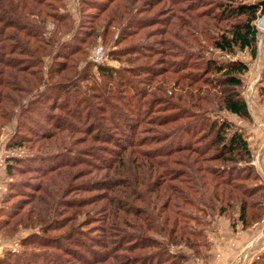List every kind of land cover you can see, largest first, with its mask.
I'll return each instance as SVG.
<instances>
[{"label": "trees", "instance_id": "1", "mask_svg": "<svg viewBox=\"0 0 264 264\" xmlns=\"http://www.w3.org/2000/svg\"><path fill=\"white\" fill-rule=\"evenodd\" d=\"M59 2L60 0H0V112L2 119L7 116L11 105L19 108L20 103L24 104L27 99L24 98L25 95L36 98V92H34L37 90L36 85L40 86L42 81V74L36 72L41 70L43 55L41 53L46 48H52L54 44L41 35L43 29L40 26L47 25V20H50L54 28L67 24L66 22L71 23L69 16L58 14L56 6ZM219 7L221 18L214 16L213 20L215 23L226 21L227 24L221 29L217 38L213 39V48L225 53H232L235 49L248 51L252 58H255L258 30L254 23L264 14V0H255L253 4L241 3L235 7H225L221 4L218 5ZM199 18L197 17V20L201 22L203 16ZM89 36L91 34L83 31L79 26L70 36V40L64 41L60 49L54 52L52 64L56 62L59 65L55 68L56 71L63 73L69 70L72 74H75L76 70L81 71L77 73L75 80L69 82V87L61 86L54 89L51 87L48 89L49 93H46L47 90L44 89L41 96L37 98V104L40 101L43 103L46 96L50 95L49 106L44 107L41 104L42 106L33 107L30 111L26 108L29 111L27 116L32 119V122L27 125V128H24L21 123L8 144L9 148L15 149L22 147L26 140L33 136L39 138L41 142H51L53 138L59 139L61 134L69 133V135L83 134L84 136L90 134L93 136L92 141L102 142L112 147L101 150L92 146L85 152H79L73 147L75 142L72 141L70 143L72 148H62L53 155L37 159H14L8 166V175L11 174V169L17 171L23 167L41 170L40 174L43 177L50 175L48 179L51 182L46 187L43 186L40 189L34 187V192L39 196L33 197L35 205L33 213H36L39 206L42 207L37 212L35 222L38 225L45 222L52 204L58 205L60 203L58 198L65 197L66 190L63 187L73 183L74 174L79 173L72 172L73 170H76L78 166H88L96 172L95 174L103 172L101 175L105 179L103 182L90 183L91 186H99L105 193L99 199L102 201L100 206L91 210L89 207L97 206L98 201L84 202L82 198L71 202L72 209L75 211H81L82 208L88 209L83 214H72L71 221L74 222L70 223L68 231L63 234L62 239H67L68 242L75 240L76 249L62 248L56 241L53 243L57 246L53 249L65 256H68L69 252L78 255L80 251L82 264H137L139 262L143 264L150 261L158 264L162 253L159 254L158 251L152 254L147 253L155 243L151 235L162 236L168 242L166 245L184 244L198 254L197 240L205 241V239L202 231L195 229V226L206 215L217 214L232 219L233 216H229V213L234 209L237 213L235 222L238 221L243 230L249 229L258 222L264 214V186L254 168L249 165L251 154L246 137L229 122H210L204 116L205 109L201 108V99L207 98L206 103H208L211 98L205 90H211L217 93L214 94L217 102L216 109L244 121L249 120L251 116L248 105L238 90L241 86L240 76L247 71V66L242 62L216 64L215 61H208L204 70L208 71V75L211 73L218 77V80L208 78L207 89L193 92L192 85L190 83L186 85L187 90L184 89V94L176 98L178 102L183 103V107L172 106L171 117L163 118L159 124L163 127L171 123H181L184 120L186 122L179 124L172 132L162 134L165 137L164 141L158 145L168 142L166 146H159L160 148L155 149L154 152L140 151L141 145L135 138V127L149 123L147 113L141 112L146 104H141L143 93L140 84L137 81L134 82V78L130 76L132 72L127 71L133 70L132 68L113 69L99 65L97 66L99 82L94 79V74L91 72L93 68L91 63L94 61L88 62L83 69L78 68L79 57L85 61L88 55ZM171 48L173 51L176 50V46ZM87 68L90 69L87 70ZM52 71L53 66L49 70L50 77ZM156 73L151 74H154V77L162 76ZM179 78L189 80L187 77ZM106 80L111 82L107 89ZM86 81L93 82L99 92L103 89L104 92L99 94L96 101H94L95 96H92L96 95V92H92L94 90L91 89L93 83L87 84ZM17 98L20 99L19 104H17ZM168 99H173V95ZM196 110L200 113L196 114ZM50 111L52 113L59 111V113L53 116ZM68 111L71 113H67ZM102 111H104L103 116L100 114ZM74 114L77 116H73ZM71 116L73 119L69 118ZM114 118L121 120L116 123ZM42 121L44 124L52 123V127L58 133L48 135L49 132ZM82 123H90L89 125L93 126L92 133H89V127L81 128ZM113 131H117L115 136L111 134ZM196 137V144L203 143L202 146H196ZM153 141L158 142V139ZM134 153L141 159V162L138 160L137 169L145 172L144 177L136 172V158H131ZM69 157L70 162L56 167L62 160L68 161ZM206 161L213 163V168L203 166ZM237 163H242L244 166L235 168ZM228 165L233 166V170H223V172L220 170V167L225 168ZM63 169H66L64 172L72 171L66 174L64 179H60ZM206 169L209 170L207 171L209 179L205 176ZM182 173L186 174V177ZM56 175L59 178L58 182L57 179H53ZM69 176L70 182L67 181ZM77 187L82 190L88 188L84 183ZM22 188L23 186L19 187L18 191H22ZM24 204V201L19 203L16 213L11 209L9 213L0 217V232L3 228L10 226L11 218L20 214L17 212L23 211L27 206ZM33 213L32 209L27 213L28 222ZM79 215H84L85 219L78 222ZM92 219H96L97 226L94 227H98L93 232L100 233L101 237L96 238L89 233ZM69 222L64 221L60 225L54 220L47 227L41 228L42 234L61 233ZM35 240L37 241L34 243L38 242L49 250L41 251L38 257L30 261L31 264L37 262L39 264H69L61 255L51 250V239H49L50 245L42 244L40 237H36ZM202 245L205 247L204 243ZM88 250L91 252L86 253ZM135 255H142L144 258L139 261L133 257ZM174 256L185 260L184 254L178 253ZM172 262L175 264L174 261Z\"/></svg>", "mask_w": 264, "mask_h": 264}, {"label": "rangeland", "instance_id": "2", "mask_svg": "<svg viewBox=\"0 0 264 264\" xmlns=\"http://www.w3.org/2000/svg\"><path fill=\"white\" fill-rule=\"evenodd\" d=\"M254 2L255 0H60L56 6L58 14L69 16L71 23L66 22L67 24L54 28L50 24V20H47V25L40 26L43 29L41 30V35L54 42V44L52 48H46L41 53V55L43 54L41 56V70L36 72L42 74V86L36 85L38 90L34 91L36 92V98L25 95L23 97L27 99L24 104H22L23 102L20 103V99L17 98V104L20 103V107L14 108L11 105L5 119L1 118L0 112V156L1 158H6L4 166L0 169V217L9 213L11 209L16 213L17 207L22 201L25 202L24 205L27 204L23 211L17 212L20 213L18 216L11 218L10 226L3 228L0 232V264H31L30 261L38 257L41 251L49 250V248L41 246L38 242L34 243L38 240H35L36 237H40L41 243L47 245H50L49 239H51V250L53 251H55L53 247L57 246L53 243L54 241L59 242L62 248L75 250L77 247L74 245L75 240L68 242L67 239H62L64 238L63 234L68 231L70 223L74 222L71 221L72 214H83L88 209L82 208L81 211L78 210L80 212L75 211L72 209L71 202H75L77 198H82V200H85L84 202L98 201L97 206L89 207L91 210L102 204L99 199L105 193L100 190L99 186H91L90 183L103 182L105 180L101 176L103 172L95 174L96 172L88 166H78L76 170H71L72 172H79L76 175L74 174L73 183L63 187L66 190L64 192V198L66 199L58 198L60 203L58 205L57 203L56 205L52 204L45 222L38 225L35 221L37 212L42 207L39 206L36 213H33L35 206L33 197L39 196V194L34 192V187L36 186L39 189L43 186L46 187L51 182L48 179L50 175L43 177L40 174L41 170L27 167L17 171L11 169L10 175L7 173V168L14 159L26 160L50 156L62 150V148H70L72 141L75 142L73 147L79 152H85L88 147L92 146L101 148V150L112 148L108 144L92 141L91 138L93 136L90 134L84 136L83 134L69 135V133L68 135L63 133L59 139L58 137L53 138L51 142H41L39 138L33 136L31 139H27L26 143L20 148L11 149L8 146L18 126L22 123V126L27 128V125L32 122V119L27 116L31 108L42 105L44 107L49 106L48 98L50 95L46 96L43 103L40 101L37 104V98L41 96L44 89L47 90L46 93H49L48 89L51 87L52 89L61 86L69 87V82L73 81L77 77V73L81 71L76 70L75 74L70 73L69 70L59 73L55 70L59 65L56 62L52 64L54 52L60 49L64 41L70 40V36L75 30L77 31L79 26H81L83 31L90 33L91 36L88 37V55L85 61H82L83 58L79 57L80 64L78 68L83 69L88 62L94 61L96 50L102 48L105 61L98 65L95 62V64L91 63L93 66L91 72L94 74V79L98 82L97 66L99 65L113 69H133L127 71H131L132 75L130 76L134 78L133 81H137L140 84L139 86L143 93L141 104H146V107L141 112L147 113L149 122L139 127L136 125L135 127V138L141 145L140 151L154 152L155 149L160 148L159 146H166L168 142L158 145L164 141L165 137L162 134L170 133L179 124L182 125L186 122L184 120L181 123H171L163 127H160L159 124L160 121H163V118L171 117L173 109L170 110V108L172 106L183 107V103L178 102L176 98L180 97V94H184V89L187 90L186 85L190 83L193 92L199 89H207L208 78L214 81L218 80V77L213 76L211 73L208 75V71L204 70L208 61H215L216 64L244 63L247 66V71L240 76L241 86L238 90L248 105L250 119L244 121L236 116L227 114L223 110L216 109L215 105L217 102L214 94L217 93L211 90H205L211 98H209L208 103H206L208 101L207 98H202L201 108L205 109L204 116L210 122H229L244 134L251 154L249 165L254 168L261 184L264 186V28L258 27L260 18L254 23L258 30L255 58H252L248 51L235 49L232 53H225L214 49L212 46L213 39L217 38L222 31L221 29L227 24L226 21L219 20L220 22L215 23L213 20L214 16L221 18V10H219L220 7L218 8V5L223 4L225 7H235L237 4H253ZM201 16H203L201 22L205 24L197 20V17L201 18ZM172 46H176V50L173 51ZM118 50L121 51L118 52ZM51 66H53V71L50 77L49 70ZM89 69L87 68V70ZM155 72H157L156 75L162 74V76L154 77L155 75L151 73ZM179 77H187L189 80H181ZM85 83L92 84L93 82L86 81ZM110 85L111 82L106 80V89ZM91 89L94 90L92 92H96V95H92L93 97L95 96L94 101L99 98V94L104 92L103 89H100V92L96 90L94 83ZM171 95H173V99H168ZM102 97L105 98L103 95ZM26 108H29V111ZM58 113L59 111L51 112V115ZM67 113L71 112L68 111ZM195 113L200 112L196 110ZM100 114L103 116L104 111ZM73 116H77V114ZM73 116L69 118L73 119ZM120 118H114L115 122L119 123ZM42 124H44V121H42ZM89 124L82 123L80 126L81 128L84 126L85 128L89 127V133H92L93 126ZM44 126L49 132L48 135L58 133L52 127V123L46 122ZM116 132L113 131L111 134L115 136ZM154 139H158V142L153 141ZM196 142L197 137L195 144ZM201 144L203 143H197L196 146H202ZM127 157L129 158V155ZM131 158H136V172L143 177L146 176L144 171L137 169L138 160H141L138 155L134 153ZM70 161L71 158L69 157L68 161L62 160L56 167L66 165ZM213 165V163L207 161L203 163L205 167L211 166L213 168ZM243 166L242 163H237L235 168L239 169ZM233 168V166L228 165L225 168L220 167V170L223 172V170H233ZM64 170L66 169L61 172L60 179H64V176L66 177V174L71 172L68 170L65 173ZM207 171L209 170L206 169L205 176L206 179H209ZM182 174L186 177V174ZM53 179H57V182L59 180L57 175ZM70 180V176L67 177V181L70 182ZM82 183L88 186L86 190L77 187ZM21 186H23L22 191H18ZM31 209L33 214L28 222L26 215ZM229 214L225 215L233 216L232 219L221 217L217 214L213 216L206 215L200 220L201 226L200 223L196 226L194 225L195 229L202 231L205 239V241L197 240L199 245L198 254H195L191 248L184 244L177 246L166 245L168 242L158 235H151L155 243L153 248L147 253L152 254L156 251L159 254L162 253L158 264H173L172 261L175 264H264V214L258 222L247 229L248 232L241 228L238 221L235 222L237 213L234 209ZM78 218V222L83 221L85 216L79 215ZM54 220L60 225L64 221L70 222L61 233L53 232L43 235L41 228L47 227ZM95 221L96 219H92L93 223L89 226L91 227V232L89 233L98 238L99 236L101 237V234L93 232L98 229V227H94L97 226ZM234 222L235 225L232 228L231 226ZM242 231L245 232L242 234ZM202 243L205 244V247ZM89 252L91 250L86 253ZM56 253L61 255L66 263L68 261L69 264H82L80 251L78 255L69 252L68 256ZM178 253L184 254V261L174 256ZM133 257L139 261L144 258L142 255ZM150 262H144L143 264H151ZM36 264H39V262ZM137 264L142 263L139 262Z\"/></svg>", "mask_w": 264, "mask_h": 264}, {"label": "built area", "instance_id": "3", "mask_svg": "<svg viewBox=\"0 0 264 264\" xmlns=\"http://www.w3.org/2000/svg\"><path fill=\"white\" fill-rule=\"evenodd\" d=\"M105 61V55L102 50V48H98L95 52L94 62L98 65L100 63H103ZM6 158H1L0 156V169L4 166Z\"/></svg>", "mask_w": 264, "mask_h": 264}, {"label": "water", "instance_id": "4", "mask_svg": "<svg viewBox=\"0 0 264 264\" xmlns=\"http://www.w3.org/2000/svg\"><path fill=\"white\" fill-rule=\"evenodd\" d=\"M258 27L264 28V14L260 17Z\"/></svg>", "mask_w": 264, "mask_h": 264}, {"label": "crops", "instance_id": "5", "mask_svg": "<svg viewBox=\"0 0 264 264\" xmlns=\"http://www.w3.org/2000/svg\"><path fill=\"white\" fill-rule=\"evenodd\" d=\"M232 116V115H231ZM248 232V230H246ZM245 231H242L241 233L243 234Z\"/></svg>", "mask_w": 264, "mask_h": 264}]
</instances>
